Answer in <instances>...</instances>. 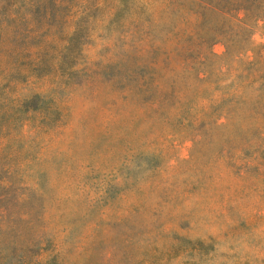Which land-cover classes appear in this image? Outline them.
<instances>
[{
    "label": "rangeland",
    "instance_id": "1",
    "mask_svg": "<svg viewBox=\"0 0 264 264\" xmlns=\"http://www.w3.org/2000/svg\"><path fill=\"white\" fill-rule=\"evenodd\" d=\"M0 264H264V0H0Z\"/></svg>",
    "mask_w": 264,
    "mask_h": 264
}]
</instances>
